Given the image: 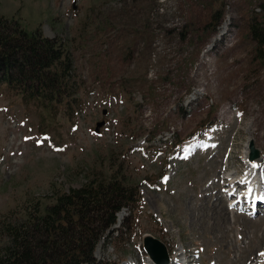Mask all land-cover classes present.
<instances>
[{"label":"rangeland","instance_id":"obj_1","mask_svg":"<svg viewBox=\"0 0 264 264\" xmlns=\"http://www.w3.org/2000/svg\"><path fill=\"white\" fill-rule=\"evenodd\" d=\"M0 16L52 39L71 82L43 106L0 79V251L5 219L93 178L137 195L95 264H154L145 234L173 264H264V43L248 32L264 0H0Z\"/></svg>","mask_w":264,"mask_h":264},{"label":"trees","instance_id":"obj_2","mask_svg":"<svg viewBox=\"0 0 264 264\" xmlns=\"http://www.w3.org/2000/svg\"><path fill=\"white\" fill-rule=\"evenodd\" d=\"M215 9L211 26L221 16ZM0 22V79L19 83L22 96L39 99L43 106L55 98L63 99L62 89L71 87V82L70 74L59 65L66 62L62 51L49 37L24 32L10 16H0ZM260 23L249 22L248 32L256 45L264 43V22ZM135 191L126 181L111 187L89 178L78 188L57 193L55 202L43 211L36 203L33 212L5 219L2 230L7 239L0 264H95V245L116 223L114 213L137 198ZM114 230L119 235L120 229Z\"/></svg>","mask_w":264,"mask_h":264},{"label":"bare ground","instance_id":"obj_3","mask_svg":"<svg viewBox=\"0 0 264 264\" xmlns=\"http://www.w3.org/2000/svg\"><path fill=\"white\" fill-rule=\"evenodd\" d=\"M203 143L205 142L204 140L202 141ZM199 144H195L194 145V147L195 146H198ZM231 153H233V152H231ZM252 157H254V156H252ZM251 159V158H250ZM251 162H249V164H250ZM257 164V163H256ZM256 167V166H255ZM248 171V170H247ZM243 176H245V178H248L249 180L248 181H245V179L243 180V179H236L235 181H233L232 180V178L230 177V179H229V181L232 183V185H234L236 188L235 189H240V190H242V189H246V188H244V186H245V184L246 185H248L250 182H252L253 180H255V178L256 177H254V176H252V173L250 172V171H248V172H246V171H244V173L242 174ZM262 176L264 177V174H262ZM228 181V182H229ZM256 182H257V180H256ZM256 182H254V183H256ZM219 183H220V181H219ZM230 183V184H231ZM242 184H244V185H242ZM216 187V186H215ZM250 188H253L254 189V193H252L253 195L250 197V202L252 201L253 203H250V204H253V207H252V209H253V213H257L256 212V210H262L261 208L262 207H264V191H263V186L261 187V184L258 186V183H256V186H255V184H253ZM218 190H220V188H218ZM247 190H249V188L247 189ZM215 192H217V191H215ZM219 194H221V193H219ZM245 195H248L247 194V192L246 193H244ZM239 195H241V196H239ZM243 192H241L240 191V193H238V195H237V197H236V202L238 201H240L242 198H243ZM239 196V197H238ZM222 198V197H221ZM261 199V200H260ZM246 200V199H245ZM220 201H223V202H225L224 201V199H220ZM219 201V202H220ZM218 202V203H219ZM254 203H256V206L254 205ZM246 204V203H245ZM257 204H258V208H260V209H257ZM218 205V204H217ZM220 205H222V203L220 202ZM222 206H224L225 207V205H222ZM227 209V208H226ZM224 212V209L223 208H221L220 209V214L221 213H223ZM218 213H219V211H218ZM260 213V212H259ZM226 215H227V213H226ZM262 215V214H261ZM260 216V215H259ZM222 218V217H221ZM224 218V217H223ZM228 220V219H227ZM263 236V235H262ZM264 237V236H263ZM263 246V248H264V242L261 244V247ZM250 257V256H249ZM178 258V256H174V257H171V258H169V262L167 261V263L166 264H173V262H174V260L175 259H177ZM252 258V257H251ZM153 260V259H152ZM249 260V259H248ZM245 261V260H244ZM151 262H153V261H151ZM182 262V261H181ZM125 262H121V263H119V264H124ZM186 264H192V262H189V260H186V262H185ZM128 264H131V263H128ZM154 264H156L155 262H154ZM179 264H181V263H179Z\"/></svg>","mask_w":264,"mask_h":264},{"label":"water","instance_id":"obj_4","mask_svg":"<svg viewBox=\"0 0 264 264\" xmlns=\"http://www.w3.org/2000/svg\"><path fill=\"white\" fill-rule=\"evenodd\" d=\"M104 122V119L97 121L94 126V130L97 131L98 126ZM251 157L256 154L257 150H253L252 145L249 144ZM142 243L146 250V253L155 261L156 264H166L169 260V255L165 251V245L163 242L158 240L156 237L152 236L151 234H145L142 238Z\"/></svg>","mask_w":264,"mask_h":264},{"label":"snow or ice","instance_id":"obj_5","mask_svg":"<svg viewBox=\"0 0 264 264\" xmlns=\"http://www.w3.org/2000/svg\"><path fill=\"white\" fill-rule=\"evenodd\" d=\"M262 255H264V253H262Z\"/></svg>","mask_w":264,"mask_h":264}]
</instances>
